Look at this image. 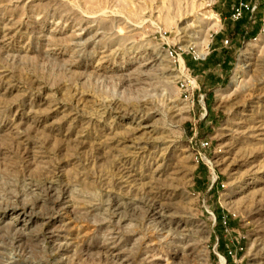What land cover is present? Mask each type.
Wrapping results in <instances>:
<instances>
[{
  "label": "rangeland",
  "instance_id": "rangeland-1",
  "mask_svg": "<svg viewBox=\"0 0 264 264\" xmlns=\"http://www.w3.org/2000/svg\"><path fill=\"white\" fill-rule=\"evenodd\" d=\"M222 259L264 264V0H0V264Z\"/></svg>",
  "mask_w": 264,
  "mask_h": 264
},
{
  "label": "built area",
  "instance_id": "built-area-1",
  "mask_svg": "<svg viewBox=\"0 0 264 264\" xmlns=\"http://www.w3.org/2000/svg\"><path fill=\"white\" fill-rule=\"evenodd\" d=\"M247 8V6L243 5L242 3H239L238 6H236L234 9H233V17H235L236 20H239L241 18V11H242V8ZM170 55L173 56V53L170 52ZM178 57H180L178 55ZM192 80L190 75L189 76H186L184 77V79H181V81L179 82V88L182 92V94H184L186 97H190V95H192V92H193V83H192ZM199 102H202L203 103V95H200L199 96ZM191 103L193 104V101H191ZM201 109L204 110V114L203 116L205 117L206 116V112H205V109L204 107L201 106ZM199 147L201 149H207L209 147V144L207 141L203 140V141H200L199 143ZM216 180V179H215ZM214 180V181H215ZM222 225H225V221H222ZM238 250H242V248L240 247ZM237 253V251L235 252ZM228 254L230 255L231 253L228 252ZM226 260L224 259V264H225Z\"/></svg>",
  "mask_w": 264,
  "mask_h": 264
},
{
  "label": "crops",
  "instance_id": "crops-1",
  "mask_svg": "<svg viewBox=\"0 0 264 264\" xmlns=\"http://www.w3.org/2000/svg\"><path fill=\"white\" fill-rule=\"evenodd\" d=\"M243 25H244V20H241L240 22L235 23V28H237V30L240 31ZM257 32H258V27L253 26L251 27L249 34L254 37L257 34ZM227 64H229V61H226L225 59L221 61H216L215 67H220V73L217 76L213 77L214 82L212 83V85H219L220 83H222L226 75L225 68Z\"/></svg>",
  "mask_w": 264,
  "mask_h": 264
},
{
  "label": "bare ground",
  "instance_id": "bare-ground-1",
  "mask_svg": "<svg viewBox=\"0 0 264 264\" xmlns=\"http://www.w3.org/2000/svg\"><path fill=\"white\" fill-rule=\"evenodd\" d=\"M210 13V12H209ZM207 18V17H206ZM214 18L213 17H209L208 20H213ZM218 20V19H217ZM215 20V22L217 21ZM179 64H180V71L183 72L185 69H184V64H183V60L181 59V57H179ZM262 126V124H261ZM141 127V126H140ZM147 127V126H146ZM149 127V126H148ZM143 128V127H142ZM263 134V133H261ZM260 135V134H259ZM221 262L223 263L224 262V259L221 260Z\"/></svg>",
  "mask_w": 264,
  "mask_h": 264
},
{
  "label": "trees",
  "instance_id": "trees-1",
  "mask_svg": "<svg viewBox=\"0 0 264 264\" xmlns=\"http://www.w3.org/2000/svg\"><path fill=\"white\" fill-rule=\"evenodd\" d=\"M241 20H243V19H239L237 22H240Z\"/></svg>",
  "mask_w": 264,
  "mask_h": 264
}]
</instances>
